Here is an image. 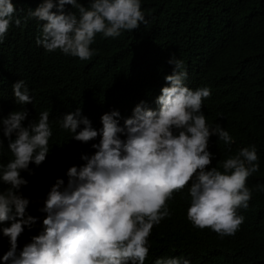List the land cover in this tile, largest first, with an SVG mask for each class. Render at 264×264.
Segmentation results:
<instances>
[{"label": "clouds", "instance_id": "1", "mask_svg": "<svg viewBox=\"0 0 264 264\" xmlns=\"http://www.w3.org/2000/svg\"><path fill=\"white\" fill-rule=\"evenodd\" d=\"M16 12L13 0H0V43L13 22L19 27L35 18L42 22L37 46L82 61L96 54L90 46L97 34L115 38L147 23L141 0H89L87 7L78 0H42L26 16ZM168 63L174 68L164 77L157 109L141 101L122 125L118 110L101 116L99 131L79 108L54 117L45 110L34 119L23 107L0 116V251L9 246L3 264H145L153 227L171 215L167 202L174 193L189 185L192 225L221 238L235 235L244 222L238 209H247L252 198L247 179L259 171L256 146L212 166L210 137L229 146L235 140L220 124L206 122L202 101L211 90L190 89L184 62L173 55ZM12 90L16 104L33 102L24 80ZM61 131L68 133L71 153L54 160L49 146ZM53 162L60 175L46 185L35 212L24 190L37 195L39 172ZM22 233L31 241L17 255ZM155 264L191 261L169 257Z\"/></svg>", "mask_w": 264, "mask_h": 264}, {"label": "trees", "instance_id": "2", "mask_svg": "<svg viewBox=\"0 0 264 264\" xmlns=\"http://www.w3.org/2000/svg\"><path fill=\"white\" fill-rule=\"evenodd\" d=\"M41 2L13 0L16 16H26ZM65 10L78 15L71 5ZM141 10L146 24L115 38L97 34L90 46L96 54L84 61L37 46L42 22L35 18L19 27L13 22L10 35L0 43V116L23 107L34 119L45 110L54 117L79 108L99 131L101 116L118 110L122 125L141 101L157 109L155 100L166 86L164 77L173 72L168 60L174 55L184 62L187 87L211 90L202 101L207 124H220L235 140L229 146L210 137L212 166L255 145L259 171L247 179L252 198L247 209H238L244 222L232 236L221 238L210 228L194 227L187 219L190 185L175 192L167 202L171 215L155 225L148 238L145 264L169 257L189 259L191 264H264V191L256 190L257 184L264 185V0H141ZM19 80L29 88L32 103L14 102L12 85ZM59 134V142L49 146L54 160L71 153L68 133ZM39 173L42 185L37 195L24 190L35 212L46 197L44 188L60 169L53 162ZM30 241L22 233L17 255ZM8 250L9 246L3 248L0 257Z\"/></svg>", "mask_w": 264, "mask_h": 264}]
</instances>
